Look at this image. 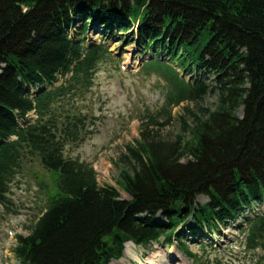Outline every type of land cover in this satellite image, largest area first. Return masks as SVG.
I'll return each instance as SVG.
<instances>
[{
	"label": "trees",
	"instance_id": "trees-1",
	"mask_svg": "<svg viewBox=\"0 0 264 264\" xmlns=\"http://www.w3.org/2000/svg\"><path fill=\"white\" fill-rule=\"evenodd\" d=\"M74 22L82 24L77 35L89 22L124 34L137 22L143 47L168 53L185 72L196 68L214 77V109L193 115L192 126L181 116L189 140L151 141L142 135L135 147L127 146L129 165L120 170L117 184L129 201L114 187H99L88 164L63 157L67 144L83 139L84 121L70 110L57 114L54 104L63 94L81 96L107 53L103 46L82 49L71 43L67 33ZM71 67L66 87L38 96L34 104L25 98L24 84L51 83L56 72ZM147 67L170 77L168 105L197 104L209 92V85L189 84L171 67L156 62ZM32 105L37 121L19 130L16 117H24ZM11 136L16 140L7 142ZM32 162L51 182L41 183L49 192L47 211L27 237H18L20 264H108L126 241L148 243L164 236L169 242L190 219V231L198 225L211 228L263 200L264 0H0L4 214H16L9 185L23 164ZM199 195L207 196L208 204L196 203ZM158 214L164 222L155 221ZM255 222L245 241L248 249L264 234V218ZM184 236H176L181 250Z\"/></svg>",
	"mask_w": 264,
	"mask_h": 264
},
{
	"label": "rangeland",
	"instance_id": "rangeland-1",
	"mask_svg": "<svg viewBox=\"0 0 264 264\" xmlns=\"http://www.w3.org/2000/svg\"><path fill=\"white\" fill-rule=\"evenodd\" d=\"M89 35L91 41L101 40L99 35L94 33ZM124 46L120 42L108 43L110 52L116 54L119 60L121 59L119 66H124L127 72L121 73L118 69L116 70L118 66L114 63V66L103 63L99 67L92 91L87 94L82 103L86 108L91 109L96 117V132L79 146L66 147L64 154L68 158H76L91 165L96 172L99 187L112 186L119 191L122 199L128 200L129 197L117 184L120 170L129 165L124 159V156L130 158L126 146H134L140 139L141 132H145L151 141L172 143L179 139V136H183L187 141L190 139V134L188 131L184 132L181 116L185 117L188 124L192 126L195 121L193 115L200 116L203 109L213 110L217 101L215 95L207 94L197 104L183 102L170 111V118H168L161 111L165 104L163 82L153 75L143 77L139 73L136 75L129 73L137 68L139 62L147 60L151 55L141 53L133 44ZM240 114L239 111L238 115ZM148 116H152L153 121ZM183 161L185 160L181 162ZM37 187L35 177L28 172L19 176L12 185V198L21 209L18 216L5 218L0 222V264L2 263L1 247L11 225H17L20 234L27 235V226L32 224L31 219L44 206L42 196L32 189ZM206 201L204 197L198 198L200 204ZM22 208L25 209L22 210ZM160 220L158 219V222ZM235 234V230L231 228H222L220 234L213 238L222 250L220 253L211 252L209 247L206 249L198 247L189 238V249L200 257V261L193 264H207V259L211 261V264H215L216 260L221 264L228 262L237 264L236 259L225 253L226 244L234 240ZM142 253L140 257H143L142 262L145 264H162L163 257L167 260V264H192L191 260L174 249L162 248L160 245L142 248ZM122 261L124 264H135L136 260L127 256L123 257Z\"/></svg>",
	"mask_w": 264,
	"mask_h": 264
},
{
	"label": "bare ground",
	"instance_id": "bare-ground-1",
	"mask_svg": "<svg viewBox=\"0 0 264 264\" xmlns=\"http://www.w3.org/2000/svg\"><path fill=\"white\" fill-rule=\"evenodd\" d=\"M127 252H129V254L132 255V254L130 253V251H129V247H128V245H127V248H126V253H127ZM162 260H163V259H162Z\"/></svg>",
	"mask_w": 264,
	"mask_h": 264
}]
</instances>
